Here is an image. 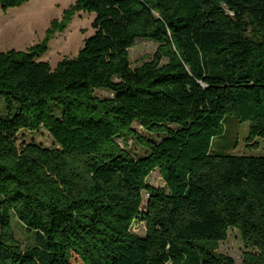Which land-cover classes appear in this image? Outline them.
I'll return each instance as SVG.
<instances>
[{"label":"trees","instance_id":"trees-1","mask_svg":"<svg viewBox=\"0 0 264 264\" xmlns=\"http://www.w3.org/2000/svg\"><path fill=\"white\" fill-rule=\"evenodd\" d=\"M80 11L95 17L77 55L37 60ZM142 38L157 49L132 67ZM0 100V264H238L216 251L229 229L251 248L239 264H264V156L228 153L243 123L264 140V0H75L39 43L0 53ZM40 128L55 147L17 144Z\"/></svg>","mask_w":264,"mask_h":264},{"label":"rangeland","instance_id":"rangeland-1","mask_svg":"<svg viewBox=\"0 0 264 264\" xmlns=\"http://www.w3.org/2000/svg\"><path fill=\"white\" fill-rule=\"evenodd\" d=\"M75 0H29L18 7L2 9L0 7V53L10 49L25 50L30 45L39 43L45 36V31L53 19H60L62 12ZM94 13L78 12L67 28L63 32H56L49 40L48 50L40 55L37 60L47 61L51 67H55L57 62L63 57L73 58L84 44V40L92 35L91 23ZM158 44L150 39H136L129 48V59L132 67H137L152 59ZM94 95L98 98H108L112 93L106 89H97ZM0 100V114L3 112V105ZM55 112L59 110L56 108ZM228 119L227 125L231 123ZM139 133L149 139L159 140L160 134H150L141 130L136 123L133 125ZM248 123H243L238 128V136L235 141H230L228 153L233 155H261L264 156V140L259 138L253 142L247 141ZM119 144L124 145L120 139ZM18 145L34 143L42 147L52 148L56 144L52 137L44 128L37 131L21 130L16 136ZM125 149L135 157L145 155L146 151L137 141L132 138L126 142ZM256 144V147L253 146ZM147 182L155 188H164L165 183L161 179L157 169L152 171L147 178ZM143 204L147 193L143 192ZM13 231L16 239L22 247L34 244V234L28 232L17 220L12 218ZM132 230L139 235H143L145 226L143 223L133 222ZM251 248L245 246L240 234L236 229H229L227 238L218 243L217 252L225 254L236 263H240L243 253Z\"/></svg>","mask_w":264,"mask_h":264},{"label":"crops","instance_id":"crops-1","mask_svg":"<svg viewBox=\"0 0 264 264\" xmlns=\"http://www.w3.org/2000/svg\"><path fill=\"white\" fill-rule=\"evenodd\" d=\"M21 6V5H20Z\"/></svg>","mask_w":264,"mask_h":264}]
</instances>
